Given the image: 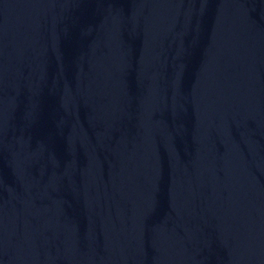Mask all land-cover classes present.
<instances>
[{
    "label": "water",
    "instance_id": "95a60500",
    "mask_svg": "<svg viewBox=\"0 0 264 264\" xmlns=\"http://www.w3.org/2000/svg\"><path fill=\"white\" fill-rule=\"evenodd\" d=\"M0 264H264V0H0Z\"/></svg>",
    "mask_w": 264,
    "mask_h": 264
}]
</instances>
